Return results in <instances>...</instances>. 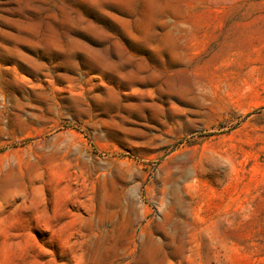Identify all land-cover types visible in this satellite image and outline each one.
Listing matches in <instances>:
<instances>
[{
  "label": "rangeland",
  "instance_id": "1",
  "mask_svg": "<svg viewBox=\"0 0 264 264\" xmlns=\"http://www.w3.org/2000/svg\"><path fill=\"white\" fill-rule=\"evenodd\" d=\"M0 264H264V0H0Z\"/></svg>",
  "mask_w": 264,
  "mask_h": 264
}]
</instances>
